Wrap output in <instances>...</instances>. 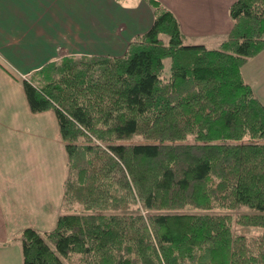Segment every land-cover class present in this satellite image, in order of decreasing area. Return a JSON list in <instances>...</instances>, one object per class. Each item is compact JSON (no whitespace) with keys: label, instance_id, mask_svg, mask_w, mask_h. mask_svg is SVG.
<instances>
[{"label":"trees","instance_id":"1","mask_svg":"<svg viewBox=\"0 0 264 264\" xmlns=\"http://www.w3.org/2000/svg\"><path fill=\"white\" fill-rule=\"evenodd\" d=\"M148 1L152 23L122 54L66 56L22 80L67 154L55 225L20 232L22 264H264V103L242 74L264 49V0H234L215 47Z\"/></svg>","mask_w":264,"mask_h":264},{"label":"crops","instance_id":"2","mask_svg":"<svg viewBox=\"0 0 264 264\" xmlns=\"http://www.w3.org/2000/svg\"><path fill=\"white\" fill-rule=\"evenodd\" d=\"M159 1L189 43L214 47L232 27L234 0ZM152 20L148 0H0V264H22L24 228L54 227L67 176L55 112H32L22 80L58 57L120 55ZM263 53L242 74L264 101Z\"/></svg>","mask_w":264,"mask_h":264},{"label":"rangeland","instance_id":"3","mask_svg":"<svg viewBox=\"0 0 264 264\" xmlns=\"http://www.w3.org/2000/svg\"><path fill=\"white\" fill-rule=\"evenodd\" d=\"M188 42H190V41H188ZM207 47H209V46H207ZM71 56H81V55H71ZM62 58L63 57H58V58L54 59L53 61H49L47 63H51V62L58 63ZM168 59L169 58H166L164 60L163 75H166V76L169 75V61H170V59L169 60ZM261 60H264V53H263V55L261 57ZM261 68L264 69V65H262ZM29 76L27 75L26 76V79L29 78ZM261 77H262V84H261V86H263L264 85V83H263V81H264V75H262ZM262 102L264 103L263 100H262ZM191 139H192V136H189L188 135L187 140L190 141ZM140 140H142V137L140 135H136L130 141H140ZM134 208L135 207H132V209H134ZM211 211H213V212H229V213L232 212L233 214H236V213H243V212L246 213V212H250L251 210L247 206H242V207H233V208H228V209H220V208H217V209H214V210L212 209ZM140 212L145 216L147 214L148 210H145V209L140 208ZM232 224H233V222H232ZM260 229L261 228L255 227V226L246 227V226L238 225L236 222H234V227H233L234 232H244V233L250 234V235L251 234L258 233L260 231Z\"/></svg>","mask_w":264,"mask_h":264}]
</instances>
